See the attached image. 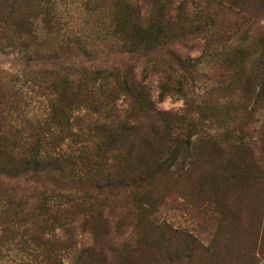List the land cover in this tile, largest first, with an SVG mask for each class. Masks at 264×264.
<instances>
[{
	"label": "rangeland",
	"instance_id": "1",
	"mask_svg": "<svg viewBox=\"0 0 264 264\" xmlns=\"http://www.w3.org/2000/svg\"><path fill=\"white\" fill-rule=\"evenodd\" d=\"M119 1L54 0L50 24L45 10L23 12V19L19 12L12 18L10 7L0 2V101L11 102L8 108L15 116L11 121H42L46 116L49 120L60 92L59 47L68 38L86 40L101 64L116 62L137 75L149 72L152 65L153 70L172 69L171 62L156 51L150 54L156 63L143 57L122 62L125 58L115 51L119 36L110 19ZM236 2L249 4H243L249 10V30L234 29L229 39L211 45L216 52L191 48L194 68L170 71L167 76L172 80L183 76L185 95L161 94L156 107L164 112L162 118L144 119L141 133H131L136 142L151 126L161 133V127L171 124L167 119H175L172 125L182 127L175 131L178 138H187L190 148L172 156L163 149L166 142L153 137V155L136 150L131 161L121 158L111 175L134 177V186L145 185L144 195L134 197L127 189L119 193L107 235L96 220L84 221L74 213L77 230L85 229L77 239L86 250H46L43 255L62 264L71 260L73 264H264V157L249 155V147H233L239 131L247 139L250 128L264 140L259 132L264 124V0ZM217 17L223 31L229 23L222 13ZM36 44L53 48L57 59L37 61L28 71L29 45ZM235 47H245L249 55L237 58L230 50ZM224 49L229 52L221 53ZM151 87L156 100L154 82ZM250 110L249 121L244 115ZM181 117L184 126L178 122ZM63 131L61 148L80 139L67 135L65 127ZM26 252L0 239V264H38Z\"/></svg>",
	"mask_w": 264,
	"mask_h": 264
},
{
	"label": "trees",
	"instance_id": "2",
	"mask_svg": "<svg viewBox=\"0 0 264 264\" xmlns=\"http://www.w3.org/2000/svg\"><path fill=\"white\" fill-rule=\"evenodd\" d=\"M236 1L239 0H120L114 5L110 19L119 36L115 51L125 58L122 62L131 57L148 61L156 51L171 62L172 69L166 66L158 71L152 65L149 72L142 70L137 75L132 68H122L116 62L101 64L86 40L78 36L60 45L62 56L58 59L53 48L29 45L28 71L36 67L37 61L54 58L59 62L60 92L56 106L50 109L49 120L46 116V120L22 119L17 124L11 121L14 111L8 108L11 102L0 101V239L28 250L26 253L38 264H62L60 259L43 254L46 250H86L77 239L85 229L77 230L74 213L84 221L96 220L101 233L108 234L119 193L127 189L132 196L140 197L145 191V185L134 186V177L111 175L121 158L131 161L129 157L136 150L152 154L156 150L151 146L153 137L165 141L163 149L172 156L190 148L187 138H178L175 131L182 127L172 125L177 122L175 119H167L171 124L161 127V133L151 126L136 142L131 133H141L139 126L144 119L162 118L164 112L156 107L161 94L173 91L185 95L183 76L181 80L167 76L170 71L186 72L194 68L191 48H200L201 53L216 52L211 45L229 39L231 31L242 26L249 30V10L243 6L244 2ZM0 2L10 7L12 18L19 12L23 19V12L45 10L49 24L55 5L54 0ZM219 13L229 23L223 31L219 27ZM31 19L29 16L28 21ZM230 50L240 59L249 55L245 47ZM151 75L155 76L154 81L150 80ZM152 82L157 89L156 100L151 93ZM2 89L0 85V94ZM263 93L258 91L259 95ZM252 111L244 115L249 121ZM178 122L183 125L184 118ZM64 127L67 135L80 139L61 148ZM260 130L264 136V124ZM238 135L234 148L249 147V155L260 153L264 157V140L253 135L251 128L249 138L244 139L247 134L242 131ZM260 141L263 144L258 148Z\"/></svg>",
	"mask_w": 264,
	"mask_h": 264
}]
</instances>
